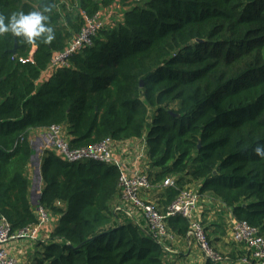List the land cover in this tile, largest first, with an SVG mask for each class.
<instances>
[{
    "label": "trees",
    "instance_id": "obj_1",
    "mask_svg": "<svg viewBox=\"0 0 264 264\" xmlns=\"http://www.w3.org/2000/svg\"><path fill=\"white\" fill-rule=\"evenodd\" d=\"M113 1L0 0L5 16L51 2L55 33L51 43L35 45L0 34V217L11 233L37 223L29 136L58 125L71 149L144 140L150 202L159 214L195 189L264 240V158L254 151L264 144V0L134 1L45 77L84 15ZM119 175L116 165L67 163L47 151L39 206L55 223L46 240L33 243L26 264H179L144 225L125 216L113 224ZM170 176L176 188L159 191ZM166 225L173 240L190 239L185 219L168 217ZM219 253L226 262L205 264H236L245 251Z\"/></svg>",
    "mask_w": 264,
    "mask_h": 264
},
{
    "label": "built area",
    "instance_id": "obj_2",
    "mask_svg": "<svg viewBox=\"0 0 264 264\" xmlns=\"http://www.w3.org/2000/svg\"><path fill=\"white\" fill-rule=\"evenodd\" d=\"M104 21L101 12L91 17L84 15V25L71 43L61 52L52 56L47 74H51L59 67L67 66L68 59L84 47L91 46L93 38L103 28ZM24 63V60H21ZM50 137L51 151L61 160L74 163L83 160L94 161L107 165H116L120 169L118 189L120 192L119 205L113 209L114 213H123L136 225H144L151 237L163 246L168 254H176L167 245L173 237L167 233L166 219L179 216L189 223L188 238L193 239L199 252L205 260L214 263L226 262L219 252L214 251L208 243L201 221L196 216L197 205L200 199L195 189L183 190L175 201L168 207L166 214L161 215L153 203L143 199L142 195L151 189L150 182L142 171H128L124 164L113 155V142L105 139L99 144L71 149L63 126H51L46 130ZM142 140V139H141ZM143 150L145 142H142ZM145 158V154L143 156ZM176 188V178L168 177L160 185V190ZM224 208L221 204H219ZM226 209V208H225ZM228 210V209H227ZM37 223L23 230L11 233L8 222L0 217V264H17L15 257L6 249L7 245L15 242L28 241L31 244L38 240L40 229L51 221L48 213L39 207L36 211ZM230 239L233 243L241 245L245 254L236 264H264V240L256 228L246 222L237 221L230 210L227 214Z\"/></svg>",
    "mask_w": 264,
    "mask_h": 264
},
{
    "label": "crops",
    "instance_id": "obj_3",
    "mask_svg": "<svg viewBox=\"0 0 264 264\" xmlns=\"http://www.w3.org/2000/svg\"><path fill=\"white\" fill-rule=\"evenodd\" d=\"M107 24L111 21L105 20ZM45 77L48 74L44 73ZM142 142L144 140H133L123 143H114L113 155L116 159L124 164L128 171H142L144 168V158ZM29 143L31 147V158L27 166V176L30 182L29 199L35 215L39 206V199L42 191V180L40 176V165L47 151H51L50 137L46 130H32L29 136ZM155 191L150 190L142 195L146 201H151ZM157 193V192H156ZM120 202L118 197L113 204L111 210L115 209ZM228 210L222 208L217 201L210 198L209 195L200 197L197 205L196 216L203 224L206 236L211 242L213 249L217 252L230 253L233 249L243 250L241 245L233 243L230 239L228 229ZM125 215L119 213L113 220V224L117 225L125 220ZM54 220L43 226L40 229L38 241L46 240L49 232L53 228ZM171 248L179 256V264H205L206 260L199 252L195 242L192 239H174L171 242ZM6 249L15 257L17 264H26L32 252L34 251V244L28 241L15 242L6 246Z\"/></svg>",
    "mask_w": 264,
    "mask_h": 264
},
{
    "label": "clouds",
    "instance_id": "obj_4",
    "mask_svg": "<svg viewBox=\"0 0 264 264\" xmlns=\"http://www.w3.org/2000/svg\"><path fill=\"white\" fill-rule=\"evenodd\" d=\"M53 7L54 5L49 2L41 10L28 13L12 12L8 16L0 14V34L10 32L16 37H23L26 42L33 45L38 41L51 43L55 39V33L48 24V14ZM254 151L257 156L264 158V144H258Z\"/></svg>",
    "mask_w": 264,
    "mask_h": 264
},
{
    "label": "rangeland",
    "instance_id": "obj_5",
    "mask_svg": "<svg viewBox=\"0 0 264 264\" xmlns=\"http://www.w3.org/2000/svg\"><path fill=\"white\" fill-rule=\"evenodd\" d=\"M134 1L137 0H114L113 3L108 6L104 7L103 5H100L99 12L103 15V21L104 25L107 24L105 20L109 21H116L118 18H120L121 14L126 11V9L133 4ZM145 154V151L142 155Z\"/></svg>",
    "mask_w": 264,
    "mask_h": 264
},
{
    "label": "water",
    "instance_id": "obj_6",
    "mask_svg": "<svg viewBox=\"0 0 264 264\" xmlns=\"http://www.w3.org/2000/svg\"><path fill=\"white\" fill-rule=\"evenodd\" d=\"M15 49H16V45L14 46V48L11 50L12 54H15Z\"/></svg>",
    "mask_w": 264,
    "mask_h": 264
}]
</instances>
